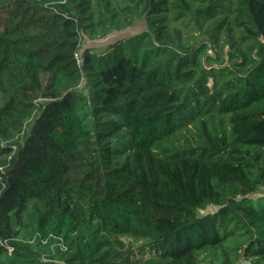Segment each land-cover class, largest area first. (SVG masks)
Here are the masks:
<instances>
[{"label":"trees","instance_id":"obj_1","mask_svg":"<svg viewBox=\"0 0 264 264\" xmlns=\"http://www.w3.org/2000/svg\"><path fill=\"white\" fill-rule=\"evenodd\" d=\"M263 187L264 0H0V264H264Z\"/></svg>","mask_w":264,"mask_h":264},{"label":"rangeland","instance_id":"obj_2","mask_svg":"<svg viewBox=\"0 0 264 264\" xmlns=\"http://www.w3.org/2000/svg\"><path fill=\"white\" fill-rule=\"evenodd\" d=\"M145 27H146V20L143 18H140V19L136 20L132 26L127 27V28L123 29L120 33H118L117 37H120V36L127 34V33H130V32H132V33L138 32L139 30H142ZM114 33L110 37L103 38V39L98 37V36H89L86 38L85 41H83V44L85 43L86 45H90V46L97 45L98 47L100 46V49H103L109 43L115 41L112 38V36H114ZM188 35H191L190 32H188ZM200 39L201 40H208V37L206 34H202L200 36ZM191 42H193V40ZM222 45H223L222 41H219L217 43L208 42L206 53H204L202 56L203 61L207 67L212 66V65H217V63L223 58V56H226L228 46H222ZM83 92L88 94V88L83 89ZM263 191H264V187H263ZM254 196L257 197L258 194L254 195ZM217 208L218 207L216 205H209L206 209L198 210V214L199 215H205L207 213H212V212L216 211ZM145 242L146 241L144 240V241L133 242V243H135L134 244L135 247H138L139 245H141L142 243H145Z\"/></svg>","mask_w":264,"mask_h":264},{"label":"water","instance_id":"obj_3","mask_svg":"<svg viewBox=\"0 0 264 264\" xmlns=\"http://www.w3.org/2000/svg\"><path fill=\"white\" fill-rule=\"evenodd\" d=\"M240 264H253V262L251 261L250 258L246 257V256H243L241 259H240Z\"/></svg>","mask_w":264,"mask_h":264},{"label":"built area","instance_id":"obj_4","mask_svg":"<svg viewBox=\"0 0 264 264\" xmlns=\"http://www.w3.org/2000/svg\"><path fill=\"white\" fill-rule=\"evenodd\" d=\"M75 57H76V59H77V61H78V64H79L80 66H82V65H83V60L80 58V55H79L78 52L75 53ZM62 247L64 248V246H62Z\"/></svg>","mask_w":264,"mask_h":264}]
</instances>
